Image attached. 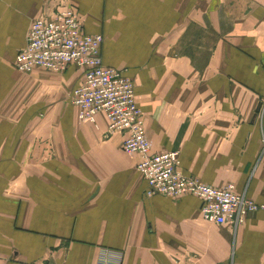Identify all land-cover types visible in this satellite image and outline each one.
<instances>
[{"label": "crops", "instance_id": "obj_1", "mask_svg": "<svg viewBox=\"0 0 264 264\" xmlns=\"http://www.w3.org/2000/svg\"><path fill=\"white\" fill-rule=\"evenodd\" d=\"M72 8L135 80L151 154L264 205V0H0V264H264V208L243 223L146 196L139 153L82 120V79L14 63L32 21Z\"/></svg>", "mask_w": 264, "mask_h": 264}, {"label": "built area", "instance_id": "obj_2", "mask_svg": "<svg viewBox=\"0 0 264 264\" xmlns=\"http://www.w3.org/2000/svg\"><path fill=\"white\" fill-rule=\"evenodd\" d=\"M103 41L102 34L85 31L72 8H64L32 21L27 45L18 51L14 65L26 73L36 68L64 72L71 66L80 70L82 79L70 96L79 118L96 122L100 114L104 115L107 134H122L123 149L142 155L137 169L147 181L146 196L179 198L192 194L201 200L204 218L218 224L243 223L250 212L264 208L239 193L234 183L217 187L184 173L177 150L150 153L135 80L123 69L104 63Z\"/></svg>", "mask_w": 264, "mask_h": 264}]
</instances>
